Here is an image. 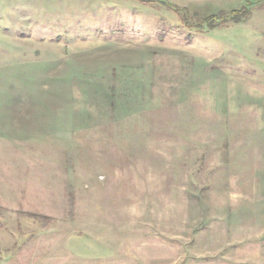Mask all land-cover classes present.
Segmentation results:
<instances>
[{"label": "rangeland", "instance_id": "rangeland-1", "mask_svg": "<svg viewBox=\"0 0 264 264\" xmlns=\"http://www.w3.org/2000/svg\"><path fill=\"white\" fill-rule=\"evenodd\" d=\"M0 264H264V0H0Z\"/></svg>", "mask_w": 264, "mask_h": 264}, {"label": "trees", "instance_id": "trees-1", "mask_svg": "<svg viewBox=\"0 0 264 264\" xmlns=\"http://www.w3.org/2000/svg\"><path fill=\"white\" fill-rule=\"evenodd\" d=\"M248 10L247 6H243L242 8H240L239 10H234L233 13H236V16L242 15L244 13H246ZM213 19V16L211 17Z\"/></svg>", "mask_w": 264, "mask_h": 264}]
</instances>
